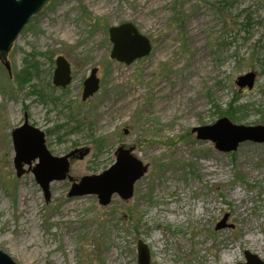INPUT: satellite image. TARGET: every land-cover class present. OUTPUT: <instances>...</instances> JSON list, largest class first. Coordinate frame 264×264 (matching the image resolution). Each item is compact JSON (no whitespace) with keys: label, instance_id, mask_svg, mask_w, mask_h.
Masks as SVG:
<instances>
[{"label":"rangeland","instance_id":"rangeland-1","mask_svg":"<svg viewBox=\"0 0 264 264\" xmlns=\"http://www.w3.org/2000/svg\"><path fill=\"white\" fill-rule=\"evenodd\" d=\"M128 21L152 42L151 53L131 64L110 56L109 27ZM29 54L39 75L18 84ZM60 54L73 69L66 88L52 81ZM9 60L12 75L0 61V249L15 261L139 264L140 239L150 264H238L245 250L264 260V143L225 152L192 131L221 117L211 99L225 107L236 91L241 102L264 107V0H51L23 28ZM93 67L100 89L84 101ZM250 70L255 87L241 90L236 79ZM32 84L59 104L42 102ZM71 110L82 118L81 132L61 141L47 133ZM26 113L53 154L90 149L72 158V180L51 182L49 200L27 165L16 173L12 131ZM229 119L264 125L252 109ZM121 145L148 164L132 198L115 195L102 205L97 195H68L74 181L114 164ZM226 214L227 226L216 229Z\"/></svg>","mask_w":264,"mask_h":264},{"label":"water","instance_id":"water-1","mask_svg":"<svg viewBox=\"0 0 264 264\" xmlns=\"http://www.w3.org/2000/svg\"><path fill=\"white\" fill-rule=\"evenodd\" d=\"M51 0H0V61L12 75L9 54L23 28L34 17L39 15ZM110 40L113 43L111 58L131 64L138 58L149 55L152 51L151 39L143 34L133 22H124L109 27ZM52 81L57 87L66 88L73 80V69L70 61L64 55H58L55 60ZM98 67H93L90 75L84 81L82 100H87L100 89ZM257 80V72L250 70L236 79V84L242 90L253 89ZM197 138L211 140L216 147L225 152L236 150L246 141L264 143V125H244L234 123L229 117H220L215 123L200 125L192 129ZM128 132V129H125ZM12 142L15 156L16 173L21 176L25 165L31 169L37 182L42 187L47 200L51 197L50 184L55 180H64L69 176L71 160L74 157L84 158L89 148H75L70 152L57 156L47 146L46 132L30 123L27 113L24 122L12 131ZM116 161L100 174L85 175L79 181H74L68 195H97L102 205L112 202L115 195L130 199L135 192L136 182L148 171L144 163L134 153L133 149L121 145L116 151ZM226 214L216 225V229L227 226ZM245 262L238 264H264L257 254L245 250ZM151 254L147 243L138 241L139 264H150ZM0 264H19L8 253L0 249Z\"/></svg>","mask_w":264,"mask_h":264},{"label":"trees","instance_id":"trees-1","mask_svg":"<svg viewBox=\"0 0 264 264\" xmlns=\"http://www.w3.org/2000/svg\"><path fill=\"white\" fill-rule=\"evenodd\" d=\"M227 1V0H224ZM248 22L243 21L242 25L247 28L249 25V19H247ZM260 45L255 44V50H259ZM45 54V53H42ZM53 57L51 58V61L53 62ZM261 61V59H258ZM40 71V62L36 58L35 54H29V56H26L24 58V64L20 71H18L16 75V81L18 84H26L30 83L39 75ZM30 92L33 94H37L41 99L42 102L47 103L48 101L53 102L54 104H59L58 97H54L51 95H48L47 93L41 91L40 88L37 87L36 84L30 85ZM213 102V105L217 108L216 113L219 114L221 117L223 116H229L233 120L240 119L243 116H246L247 113L252 110H257L261 113L262 116H264V107L262 104L255 108L254 104H250L248 102H241V96L235 91L233 98L226 104L225 107L222 105L215 103L213 99H211ZM69 107V106H68ZM82 125H84L82 118H80L77 114L74 113V111H70L68 115L67 123L56 125L52 127L51 129H48L47 133L49 134H56L59 138V140H63L65 135L68 134H76L82 131ZM62 129H65V132L63 134H60V131ZM93 136V135H91ZM95 147H96V155L98 156L104 151L105 148V140L103 137L94 139Z\"/></svg>","mask_w":264,"mask_h":264}]
</instances>
